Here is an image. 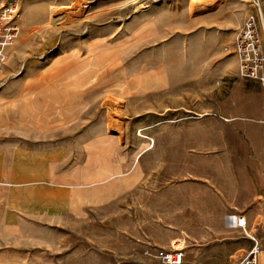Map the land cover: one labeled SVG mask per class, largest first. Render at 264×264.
Here are the masks:
<instances>
[{
  "label": "rangeland",
  "instance_id": "obj_1",
  "mask_svg": "<svg viewBox=\"0 0 264 264\" xmlns=\"http://www.w3.org/2000/svg\"><path fill=\"white\" fill-rule=\"evenodd\" d=\"M21 1L0 73V264H156L176 239L191 264L194 246L238 264L249 241L215 214L232 209L228 160L242 178L226 117L264 109L230 53L248 0Z\"/></svg>",
  "mask_w": 264,
  "mask_h": 264
},
{
  "label": "built area",
  "instance_id": "obj_2",
  "mask_svg": "<svg viewBox=\"0 0 264 264\" xmlns=\"http://www.w3.org/2000/svg\"><path fill=\"white\" fill-rule=\"evenodd\" d=\"M250 11L235 31L231 52L237 59L239 75L256 81L264 90V0H248ZM21 0H0V73L3 71L10 47L23 28ZM236 226L253 245L238 264H264V237L247 232V221L238 217ZM186 240L176 239L167 247H153L149 253L156 264H188Z\"/></svg>",
  "mask_w": 264,
  "mask_h": 264
},
{
  "label": "crops",
  "instance_id": "obj_3",
  "mask_svg": "<svg viewBox=\"0 0 264 264\" xmlns=\"http://www.w3.org/2000/svg\"><path fill=\"white\" fill-rule=\"evenodd\" d=\"M262 94V99L264 101V90H262ZM227 116L226 120H228V122H233L234 128H238V126L244 127V129L240 127L242 132V178L239 181L236 175L239 171V166L233 163L231 164L230 160H228L226 168V197L232 209H221L220 212H216L215 215L231 217V227L229 228H231L232 231L228 232L235 235L232 239L244 238L249 241L242 240L234 243L228 250L229 255L227 259L230 261L234 257L241 255L238 261L239 263L252 247L253 242L236 226L237 218L243 217L246 219L247 232L249 234L254 233L256 236L264 234V109L254 114L249 113V115L245 117L247 118V123L242 125H240L241 123H237V120H239L238 116ZM235 130V133H233L234 141L237 140L240 133L237 129ZM238 232L241 233V237L236 234ZM231 237L232 235L227 236V239H231ZM222 239L225 241L226 237ZM185 248L187 263L191 264L189 258L190 253L187 251L186 244ZM192 253L194 255V263L202 264L203 256L201 249L194 246Z\"/></svg>",
  "mask_w": 264,
  "mask_h": 264
},
{
  "label": "bare ground",
  "instance_id": "obj_4",
  "mask_svg": "<svg viewBox=\"0 0 264 264\" xmlns=\"http://www.w3.org/2000/svg\"><path fill=\"white\" fill-rule=\"evenodd\" d=\"M56 10L57 8H52L51 9V16L52 18V24L56 25L57 23L63 22V21H67V19L69 18L67 15H61V14H56ZM56 14V15H55ZM69 20V19H68Z\"/></svg>",
  "mask_w": 264,
  "mask_h": 264
}]
</instances>
